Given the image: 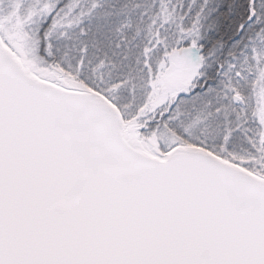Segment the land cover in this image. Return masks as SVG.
Instances as JSON below:
<instances>
[{
    "label": "snow or ice",
    "instance_id": "snow-or-ice-1",
    "mask_svg": "<svg viewBox=\"0 0 264 264\" xmlns=\"http://www.w3.org/2000/svg\"><path fill=\"white\" fill-rule=\"evenodd\" d=\"M0 264H264V0H0Z\"/></svg>",
    "mask_w": 264,
    "mask_h": 264
}]
</instances>
